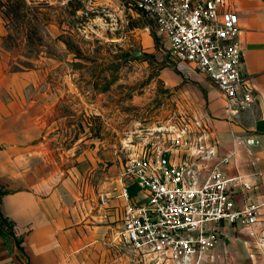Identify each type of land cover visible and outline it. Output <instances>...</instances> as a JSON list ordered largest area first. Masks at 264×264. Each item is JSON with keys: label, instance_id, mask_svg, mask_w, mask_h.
<instances>
[{"label": "rangeland", "instance_id": "obj_1", "mask_svg": "<svg viewBox=\"0 0 264 264\" xmlns=\"http://www.w3.org/2000/svg\"><path fill=\"white\" fill-rule=\"evenodd\" d=\"M0 11L10 31L4 45L16 58L12 68L38 69L39 83L27 95H38L32 110L39 117L24 124L34 128L28 137L39 142L41 171L65 180L74 204L107 233L108 226L118 230L125 161L146 143L169 144L157 127L181 106L205 114L201 84L215 85L171 58L156 25L135 13L132 0H0ZM138 190L130 185V197ZM119 256V264H141L124 250Z\"/></svg>", "mask_w": 264, "mask_h": 264}, {"label": "built area", "instance_id": "obj_2", "mask_svg": "<svg viewBox=\"0 0 264 264\" xmlns=\"http://www.w3.org/2000/svg\"><path fill=\"white\" fill-rule=\"evenodd\" d=\"M132 5L156 25L172 59L213 82L227 120L255 100L241 74L238 15L226 9V0H132ZM157 128L168 133L169 144L153 148L146 143L122 166V225L111 242L141 264H216L217 246L230 232L239 239L237 225L260 223L259 236L252 229L249 235H257L256 248L264 249L259 243L264 213L245 196L252 184L238 172L225 173L234 152L219 154L204 117L176 110ZM233 142L248 149L258 144L253 136H235ZM130 185L139 188L135 197L128 193ZM236 194L242 195V206L235 205Z\"/></svg>", "mask_w": 264, "mask_h": 264}, {"label": "crops", "instance_id": "obj_3", "mask_svg": "<svg viewBox=\"0 0 264 264\" xmlns=\"http://www.w3.org/2000/svg\"><path fill=\"white\" fill-rule=\"evenodd\" d=\"M226 9L238 15L241 74L256 98L227 120L220 92L210 83L201 84L207 111L197 114L217 138L219 154L234 152L223 166L225 173L238 172L252 184L245 196L264 213V0H226ZM9 32L0 11V190L7 191L0 195V214L12 223V234H0V264H119L121 249L110 239L115 227L108 226L107 233L89 219L84 207L74 204L66 181H56L49 168L39 167V142L29 140L34 128L24 124L25 118L39 117L32 110L38 95H27V87L33 92L39 83L38 69L12 68L14 49L4 45ZM235 136H253L258 144L250 149L236 145ZM234 200L236 206L244 202L241 194ZM260 228V223L237 225L239 239L230 232L215 249L216 263L263 264L264 249L256 248ZM251 229L258 236H250Z\"/></svg>", "mask_w": 264, "mask_h": 264}, {"label": "trees", "instance_id": "obj_4", "mask_svg": "<svg viewBox=\"0 0 264 264\" xmlns=\"http://www.w3.org/2000/svg\"><path fill=\"white\" fill-rule=\"evenodd\" d=\"M134 11L137 15L139 16L141 15L137 9L134 8ZM6 192H7L6 190L4 191L0 190V195L5 194ZM11 228H12V223L6 217L0 214V234H5V233L12 234Z\"/></svg>", "mask_w": 264, "mask_h": 264}, {"label": "water", "instance_id": "obj_5", "mask_svg": "<svg viewBox=\"0 0 264 264\" xmlns=\"http://www.w3.org/2000/svg\"><path fill=\"white\" fill-rule=\"evenodd\" d=\"M140 54H141L140 51H139V52H133V53L131 54V56L137 57V56H139Z\"/></svg>", "mask_w": 264, "mask_h": 264}, {"label": "bare ground", "instance_id": "obj_6", "mask_svg": "<svg viewBox=\"0 0 264 264\" xmlns=\"http://www.w3.org/2000/svg\"><path fill=\"white\" fill-rule=\"evenodd\" d=\"M262 247H264V242L260 243Z\"/></svg>", "mask_w": 264, "mask_h": 264}]
</instances>
